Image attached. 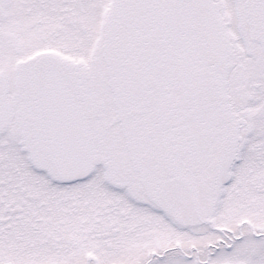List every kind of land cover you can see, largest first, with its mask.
Wrapping results in <instances>:
<instances>
[{"label":"snow or ice","instance_id":"obj_1","mask_svg":"<svg viewBox=\"0 0 264 264\" xmlns=\"http://www.w3.org/2000/svg\"><path fill=\"white\" fill-rule=\"evenodd\" d=\"M0 264H264V0H0Z\"/></svg>","mask_w":264,"mask_h":264}]
</instances>
